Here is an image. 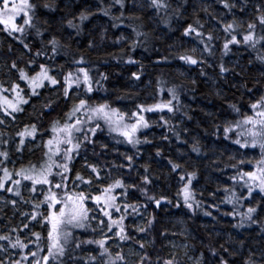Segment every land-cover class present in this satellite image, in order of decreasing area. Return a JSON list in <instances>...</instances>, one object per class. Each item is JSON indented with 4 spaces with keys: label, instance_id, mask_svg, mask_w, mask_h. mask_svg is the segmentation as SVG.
<instances>
[{
    "label": "trees",
    "instance_id": "trees-1",
    "mask_svg": "<svg viewBox=\"0 0 264 264\" xmlns=\"http://www.w3.org/2000/svg\"><path fill=\"white\" fill-rule=\"evenodd\" d=\"M31 2L37 6L36 27L27 29L23 35L13 33L11 42L2 35L0 70L10 73V69H14L13 62L17 68H27L29 61H34L31 69L38 71L39 65L44 63L54 69L52 74L58 75L61 84L56 86L55 103L49 112L41 115L43 105L50 101L47 95H42L43 89L41 101L37 100L40 95L30 97L32 105L24 106L15 122L11 118L10 124H0V152L8 154L6 158L0 156V179L4 176L3 168L10 161L13 145L19 144L17 133L24 129V116L38 129L35 139L25 138V143L43 139L44 146L31 154L29 162L26 151H22L26 161L12 173V179L17 177L14 173L21 168L35 164L41 166L48 152L45 148L49 138L46 123L50 117H62L68 104L62 88L65 73L85 68L93 91L88 93L87 86L81 84L74 88L78 97L87 99L93 106L108 104L126 114L127 122L134 121L135 118L129 117L138 111V105L153 107L172 100L169 89H173L177 96L172 100L174 111L164 108L141 113L149 126L137 132L140 144L130 145L104 129H98L94 136L87 134L91 142H84L73 153L66 174L68 190L79 191L85 185L76 180L74 166L82 174H85L83 169L90 170L89 165L97 167L99 180H103L106 186L116 179H122L126 185L135 184V188L117 189L121 206L135 204L137 210L134 212L129 208L125 214L122 209L116 214V218L125 215L124 225L130 239L121 241L116 238L123 244L138 247L141 256L147 255L149 259L144 264H164L169 259L174 260V264H197V261L199 264H220L221 259L227 264H244L249 259L255 264H264V193L254 189L249 194L238 175L239 172L253 170L255 161L261 158V149L258 145L241 148L233 142L238 138V130L224 131L225 127L234 126L244 116L253 115L250 105L264 96V59H260L264 57V40L260 39L264 31L257 19L264 14V0H228L235 4L234 8H225L222 0H166L169 7L159 11L150 6L149 0H122V5L116 0ZM46 4L49 7H44ZM81 14L86 19L81 20ZM233 21L237 24L233 34L237 35L240 43L229 45L225 53L223 44L231 37L224 32V25ZM250 22L257 25L254 30L255 47L243 42ZM189 25L202 32L205 41L209 34L214 37L208 42L209 51L204 50L205 45L196 33L184 35ZM53 38L59 42L56 55L49 43ZM37 52L45 54L37 56ZM183 55L193 56L198 63L185 62L180 59ZM81 59L84 61L82 64L75 63ZM129 60L133 62L129 63ZM221 65L228 71L221 73ZM14 70L18 75L17 69ZM77 137L84 139L83 136ZM240 139L243 142L244 138ZM193 145L198 147V152L192 150ZM158 151L160 155H157ZM127 157H132L131 162ZM52 159L58 163L62 160L60 157ZM169 161L180 167L173 171ZM52 171L58 172L55 167ZM189 173H195L190 185L194 195L191 209L185 205L181 192L188 182ZM144 175L149 177L150 183H142ZM181 176L185 179L181 180ZM51 179L56 183L60 178L55 176ZM93 180H96V175ZM5 186L11 187V181H5ZM23 187L32 188V184L22 181L20 195L0 190L6 198L3 204L7 202L10 206L0 209V227L8 228L0 236L9 238L0 242L13 252L15 261L33 264L34 260H40L47 254L46 246H42L44 230L38 232L39 240L34 234L28 240L23 236L31 222L43 218L42 203L25 197L21 193ZM48 187L36 186L35 193L42 196V201ZM140 188L147 190V196L141 193ZM232 192L236 196L232 203H228L226 197ZM148 196L155 199L149 200ZM155 200L161 201L159 206ZM43 206L47 207V203ZM249 207L256 208L252 218L255 222L244 219L242 223L241 214L246 213ZM25 208L32 210L24 211ZM17 213L26 217L25 224H20ZM33 215H36L35 220ZM137 221L141 223L140 228L145 229L143 232L134 230ZM74 235L80 241L94 240L90 227L83 232L74 231ZM17 240L26 247L13 248L11 244ZM140 244L144 247L141 248ZM181 246L187 247L192 256L190 262L183 256ZM74 247L75 244H71L70 250ZM31 252H36L37 256L32 257ZM99 252L97 245L83 244L81 249L72 253L82 258L74 264H84L91 255L97 256L103 264L108 257L101 258ZM25 255L27 260L22 259ZM65 261L73 264L67 257Z\"/></svg>",
    "mask_w": 264,
    "mask_h": 264
},
{
    "label": "snow or ice",
    "instance_id": "snow-or-ice-1",
    "mask_svg": "<svg viewBox=\"0 0 264 264\" xmlns=\"http://www.w3.org/2000/svg\"><path fill=\"white\" fill-rule=\"evenodd\" d=\"M117 3H121L122 0H116ZM225 8H234V3H229L228 0H222ZM149 4L151 7H154L159 11L161 8L167 9L169 5L166 3V0H149ZM36 5L30 0H0V25H3V31L7 32L8 35H13V33H20L23 35L27 29L35 28L36 25L34 23L35 18V10ZM44 7H49V5H44ZM259 11V9H258ZM81 20L86 19V17L81 14ZM259 21V25L261 26V30L264 31V14H261L257 17ZM22 20L23 23H19ZM199 23V22H197ZM69 25L72 26L71 21H69ZM202 27V25H201ZM237 24L235 21L224 25V32L230 35V39H226L223 44L224 52L227 53L229 50V45L238 44L240 41L237 39V35L233 34ZM257 27L256 23L250 22L247 25V32L243 35V42L245 44H251L252 47H255L257 40L254 38V30ZM37 33L39 30L37 29ZM191 33H196L198 37L201 38L200 42L205 45L204 50L209 51L208 42H210L214 37L209 34L207 37V41L203 38V33L197 31L195 27L189 25L185 31L184 35H190ZM261 40H264V36L260 37ZM23 43V40H21ZM52 45L53 54H58V44L59 42L53 38L50 42ZM25 48H29L28 44H24ZM45 53L37 52L36 55H44ZM180 59L184 60L190 64H197V59L193 58L191 55H183ZM260 59H264L261 57ZM83 59L75 61L76 64H82ZM129 63L133 61L129 60ZM34 61H29V69L34 72L33 75H29L28 72L23 68H17V64L15 62L12 63V68L17 69L19 80L24 81L27 85V91L25 88H22L20 83L17 81H13L10 88H5L2 84H0V111L4 113L5 116H12L15 119L14 113H19L23 111V105L29 103L30 97L39 96V90L45 87L56 88L57 85H60L61 82L52 74L54 69L49 67L47 64L41 63L39 65V70L36 71L31 69V65ZM228 71L223 65L220 66V72L224 73ZM83 79L81 80V75ZM136 79H139V76L133 74ZM105 78L106 77H102ZM86 85V91L91 93L92 89V81L89 76V73L85 68L80 67L74 73L69 71L63 76V97L68 99L71 91L74 88H79L81 84ZM4 93H11V98L9 96L3 95ZM169 94L172 96V100H176L177 96L173 89H169ZM172 100H169L165 104H157L153 107H144L142 105H138V111L132 112L131 117L129 119L135 118L134 122H127L124 113L120 112L115 108H111L108 104H98V105H90L87 99H79L78 103L74 104L69 113L66 114V120L61 125L59 121H54V127L52 131L54 136L49 139L46 143V147L48 152L49 162L40 166L39 169L35 165L30 166L29 168H21L16 171L14 174L20 179H12L13 174L9 172V170L5 167L3 168L4 176L0 179V190H5L7 192H14L15 195H20L19 186L22 181H30L32 184L31 191L35 193L37 191V185H48V190L44 193V200L41 203H47L48 214L43 217V224L48 227L47 232V254L43 255L41 259L43 260V264H66L65 257L68 260L74 262L79 258L72 253L75 252L76 249H81L83 244L92 245L95 244L100 249L99 256L101 258L108 257V259L103 260V264H127L124 255L121 253H116L113 257L112 253L109 251L107 246L108 239H111L104 232L105 220H98V228L102 233L103 238L99 240H78L74 235V230L76 229H85L88 227V222L92 219H97L94 216H90L89 213L92 209H89L86 206V201L89 199L92 200L97 208H99L100 213L103 217L107 218V232H112L114 228L116 229L115 235L119 237L121 241H125L130 239V237L126 234V228L124 225L125 215L122 214L118 218H114L113 212L120 213L123 209V212L126 214L129 208L132 211H136L135 204H123L122 206L117 203V196L114 195L115 189H127V188H135L137 187L135 184H125L122 179H116L113 183L108 184L107 186L100 187L99 193L97 195H91L90 193H86L84 191H70L68 190V185L66 183L68 177L65 175L69 171L68 162L72 159V153L76 152L80 149L81 145L84 142H91L89 136L85 133V125H88L87 132H90L93 136L96 134L97 130L102 127L101 121H103L104 125H107L108 130L110 132H115L118 135L125 138L127 143L132 144L133 146L138 145L141 141L136 137V133L140 128H147L148 122L145 120L144 116L141 114L143 112H151L154 110H163L166 108L169 112L174 111ZM54 100H50L48 103L43 105L41 110V115H43L46 111L51 110ZM235 108V106H233ZM250 107L253 109V115H246L240 121H236L234 126L229 125L225 127V133L236 131L237 139L233 142L238 144L241 148L251 147L255 148L257 145L261 149V158L255 161L253 166V170L247 172H239V178L243 181L245 187H247L248 193L251 194L254 189H259L261 193H264V96H261L257 101L253 102ZM238 111V109H237ZM73 118L74 122H73ZM4 120L0 119V124H3ZM94 124V127L91 125ZM37 126L35 124L25 125L24 129L19 131L17 135L20 137L19 144L23 146L25 143V138L31 137L35 139L37 134ZM83 134L84 139L79 140L76 134ZM243 137V142L240 139ZM250 138V139H249ZM61 145H68L67 148H62ZM18 151L20 148L18 147ZM192 150L194 152H198L199 149L197 146L193 145ZM7 152H0V156L7 157ZM63 156L64 163H58L52 159L53 156ZM157 155H160L159 151ZM127 159L131 162L132 157H127ZM172 165V170L175 171L180 167V165L169 161ZM240 163H245L244 161H240ZM248 163H252L249 161ZM53 167L57 169H62V171H58L53 173ZM93 173H96V179L99 180V171L95 166L89 165ZM148 169L145 168V172ZM53 176H59V182L53 183L51 179ZM195 177V173H189L187 175V183L184 185L181 190L184 203L188 208L193 207L194 195L190 190V185L192 180ZM181 180H184L185 177L181 176ZM233 180L236 177H232ZM10 180L13 185L17 187L13 189L12 187H6L5 181ZM76 180L81 183L91 185L92 180H85L84 177L77 174ZM141 181L143 184L150 183V179L147 175L141 177ZM74 187H79V185H74ZM53 188L60 189L61 192L53 191ZM142 194L147 196V190L145 188L139 189ZM227 191V190H226ZM127 195V192H125ZM235 192H232L230 196L226 197L228 203L233 202V198H235ZM149 200H154L155 198L152 196H148ZM15 204V201L12 202ZM157 206L160 205V200H155ZM57 206H59L57 208ZM35 207H39V205H35ZM256 212V208L249 207L246 213L242 215V223L244 219L252 220L253 214ZM32 219H36V215H33ZM151 223V221L149 222ZM28 225H25L27 227ZM97 229H93L96 231ZM145 229L139 228L138 231L143 232ZM37 240L40 239L39 233H34ZM7 236H0V240H8ZM75 244V247L70 250V245ZM11 246L16 248L19 246L21 249L25 248L26 245L17 240L15 243H12ZM140 247L143 248L144 245L140 244ZM227 251V249H225ZM30 255L32 257H36V252H31ZM213 255H215V251H213ZM23 260H27L28 257L25 255L22 257ZM149 258L147 255H143L139 257V264H144L146 260ZM89 260L92 264H95L97 260V256L91 255ZM89 260H85L84 264H89ZM13 264H21V261H15ZM33 264H40V260H34ZM164 264H174V260L169 259L165 260ZM199 264V261H197ZM220 264H227V261L221 259ZM244 264H255L251 259L246 260Z\"/></svg>",
    "mask_w": 264,
    "mask_h": 264
},
{
    "label": "rangeland",
    "instance_id": "rangeland-1",
    "mask_svg": "<svg viewBox=\"0 0 264 264\" xmlns=\"http://www.w3.org/2000/svg\"><path fill=\"white\" fill-rule=\"evenodd\" d=\"M200 1L206 2V0H200ZM30 2H31V0H30ZM217 15H219V14H217ZM19 23H23V21L20 20ZM199 56H201V55L199 54ZM0 57H1V55H0ZM23 69H25L28 72L29 75H33L34 74V72L32 70H30L28 67L27 68L23 67ZM53 75L56 76V78L58 76V75H55V74H53ZM80 75H81V80H82L83 76H82V74H80ZM13 81L19 82L21 87L25 88V90L27 91V85L24 83V81H20L19 80V77H18V75L16 73V70L10 69V73L6 72V70L5 71L0 70V84H2L5 88H10ZM82 85H84V84L82 83ZM43 89H45V90H44L42 95H44V96L47 95L50 98V100H54L56 98V90L58 89L57 87L55 89L52 88V87L42 88V89L39 90L40 94L43 91ZM8 94L11 95V93H7V96H8ZM78 96L79 95H78L77 91L75 89H73L71 91V97H69L67 99V101H66L68 104L66 106V111L64 112V115L62 117L61 116H59V117L58 116H53V117H50L48 119V121L46 123L47 124V130H48V134L47 135L49 136L48 140L51 139L54 136V133L52 131V128L54 127V121H59L61 125L65 122L66 114L70 112V110L72 109L74 104L78 103L79 99H82L81 97H78ZM40 98H42L41 95H40V97L37 100L41 101ZM29 101H30V99H29ZM26 105L28 107H30L32 105V103L29 102L28 104H25L22 107H24ZM13 115L15 116V119H13L12 116H5L4 113L2 111H0V119L4 120L3 124H10V120L9 119H11V118L15 122L16 119H18L20 117L21 113L20 112L19 113H14ZM74 119L75 118H73V122H74ZM22 121H23L22 124H23L24 127H25V125H32L30 120L26 119V116H24V119ZM128 122L131 123L130 121H128ZM101 125H102V127L100 129H102V130L104 129L103 131H105L106 133H109L111 136L115 135V136H118L120 138L125 139L124 137L118 135L115 132H110L108 130L107 125L103 124V121H101ZM88 127H89L88 125L84 126L86 134H90V132H87V128ZM139 130L141 131V128ZM76 136L82 137L83 135L77 133ZM29 139H32V138H29ZM130 145H132V144H130ZM41 146H44V140L43 139H37L34 142H26L23 146H20V144H14L13 148H12V152H11V158L9 159L10 161L5 165V167L9 170L10 173H13L16 169H19V167H21L20 165L24 164V162L26 161L25 158L22 156V151L23 150L26 151V159L29 162L32 159L31 158V154L36 152L37 149L39 147H41ZM18 147L20 148L19 151L17 150ZM61 147L62 148H67L69 146L68 145H61ZM45 148H46V150H48L47 147H46V144H45ZM73 153H75V152H73ZM73 153H72V159H73ZM56 157L62 158L61 163L65 162L62 155L61 156H53L52 158H56ZM47 158H48V156L45 155V159L43 158V161L41 159L38 162L42 161L41 165H43V164L49 162ZM72 159H71L70 162H68V167H69V165H71ZM33 163H34V161H33ZM35 166H36V164H35ZM36 167H39V166H36ZM86 169H83L85 174H82L81 171L77 172V170L75 169V166L73 167V170H74L73 173L76 174V176H77V174H79L80 176L84 177L85 180L91 179L92 183H93L92 186H89L88 184L83 185V187H81V189H79V191L82 190V191H84L86 193H90L91 195H97L99 193V188L97 186L99 185L102 188V187L106 186V184H105V182L103 180H97V179L93 180V176L96 175V173H93L91 171V168H90V170H86ZM57 171H62V169H57ZM53 173H54V171H53ZM67 173H65V175ZM53 177H55V176H53ZM15 179H19V178L15 177ZM11 185H12L11 187L13 189H15L17 187L16 185H13L12 183H11ZM31 189H32L31 187H23L21 193H23V195L25 197H27V198H31L32 200H39V202H41L42 201V199H41L42 196L41 197L37 196L36 193H33L31 191ZM53 191H61V190L60 189H53ZM12 193H14V192H12ZM113 194L117 196V203L121 205L122 201H121V199H118L117 189L114 190ZM5 200H6V198L4 196V193H0V206H1L0 209L1 210H2V208L10 207L7 202H5L3 204V202ZM36 202H38V201H36ZM86 206L89 209H92V211L89 213V215L90 216H94L97 219L90 220L88 222V227L87 228H85V229H76L74 231H82L83 232L84 230L89 229V227H90L94 240L102 239L103 238L102 233L100 232V230L98 228V220L99 219H104L105 220L104 232L107 233V235L109 237H111V239H108V241H107V246L111 250V253L113 255H115L116 253L119 252L122 255H124L127 264H136L137 261L139 260V257L141 256V250L138 247H136L135 245H133V244H127L126 245V244H123L121 241H118L114 231H112L110 233L107 232V227H106L107 218L102 216V214L99 211V208H97L96 204L92 200L89 199L88 201H86ZM58 207L59 206H57V208ZM31 210H32L31 208H25L24 209V211H31ZM40 210H41L42 217H44V216H46L48 214V208L46 206H43V204L41 205ZM19 211H20V209H19ZM116 214L117 213L113 212L114 218L117 217ZM17 215H18V219H21L20 224H25L26 221H27L26 217L24 218L22 213H17ZM31 223L32 224H30L29 229L24 233L23 238L25 240H28V239H30L32 234L38 233L41 229H43L44 230V236L42 237V243H43L42 246L44 248L46 246V248H47V245H48V240H47L48 227L43 224V218L40 219V220H36L34 223L33 222H31ZM140 226H141L140 221H137L134 224V230L136 232H139L138 229L140 228ZM94 228L97 229V230L93 231ZM7 230H8L7 227H3V228L0 227V234L1 233H6ZM30 250H31V248H29V251ZM180 250L182 251L183 256L186 257L185 259L187 260V262H190L192 260V256L189 255L187 247L181 246ZM12 262H15L13 252H11L5 244H2L0 242V264H13ZM40 264H43V260L42 259H40ZM89 264H92V262H89ZM95 264H101V261L99 259H97Z\"/></svg>",
    "mask_w": 264,
    "mask_h": 264
},
{
    "label": "flooded vegetation",
    "instance_id": "flooded-vegetation-1",
    "mask_svg": "<svg viewBox=\"0 0 264 264\" xmlns=\"http://www.w3.org/2000/svg\"><path fill=\"white\" fill-rule=\"evenodd\" d=\"M3 27H4L3 25H0V40H1V38H2V35H4L5 38H6V40L11 42V36H12V35L10 36V35H8L7 32L3 31V30H2ZM3 95H6V96H7V93H4ZM8 96H9V98H11V95H10V94H8Z\"/></svg>",
    "mask_w": 264,
    "mask_h": 264
}]
</instances>
